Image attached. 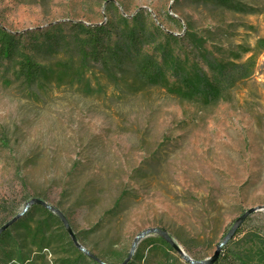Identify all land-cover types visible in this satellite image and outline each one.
Returning a JSON list of instances; mask_svg holds the SVG:
<instances>
[{
  "label": "rangeland",
  "instance_id": "rangeland-1",
  "mask_svg": "<svg viewBox=\"0 0 264 264\" xmlns=\"http://www.w3.org/2000/svg\"><path fill=\"white\" fill-rule=\"evenodd\" d=\"M233 1L255 13L206 0H0V27L24 37L30 32L43 43L61 23L58 30L70 36L65 24L102 25L124 17L130 27L141 15L146 36L153 24L176 36L189 26L205 41L208 62L223 58L214 45L225 52H236L237 45L252 50L239 62H221L224 89L217 101L196 77L214 74L201 56L191 57L193 71L184 64L175 73L168 67L163 83L136 81L135 88L124 71L129 66L82 65L60 50L36 61L64 76L76 71L72 85L69 79L7 85L11 70L0 65V227L38 199L62 213L76 241L106 264L122 263L134 238L155 228L186 256L203 260L237 217L263 207L264 0ZM157 43L143 45L140 58H159ZM186 74L200 89L195 95L183 83ZM52 215V231L71 238ZM263 217L264 210L251 214L220 254L234 259L248 251L264 264L261 244L241 241L249 232L264 236ZM5 244L0 264H11ZM136 245L130 264H189L158 234ZM218 264L228 263L222 258Z\"/></svg>",
  "mask_w": 264,
  "mask_h": 264
},
{
  "label": "trees",
  "instance_id": "trees-1",
  "mask_svg": "<svg viewBox=\"0 0 264 264\" xmlns=\"http://www.w3.org/2000/svg\"><path fill=\"white\" fill-rule=\"evenodd\" d=\"M206 1L219 7H228L229 10L237 13H255L252 10L248 11L246 8H242L240 3L233 0ZM140 16L137 15L131 19L133 24L130 27L125 26L128 20L124 17H120L118 22L107 21L102 25H83L79 22L65 24L71 30L70 36L64 35L61 30H58L59 26L62 25L61 23L54 27L57 30L56 35L45 33L47 35H45L44 43L38 42L37 37L30 32H27L28 35L24 37L25 33L14 34L0 27V65H4L6 71L11 70L12 73L10 79L6 78L4 80L5 84L11 85L16 81L22 87L30 88L33 86L38 87L42 85V82L54 80L59 83L69 79L70 85H72L75 78H77L76 71L71 76H64L59 71L56 73L53 67L46 69L44 65L36 61V57L42 54L55 55L58 50L71 54V58H76L82 65L91 63L92 65L102 66L111 63L118 64V66H129L131 70L124 71L132 76L133 82L135 81V84L129 86L130 88H135L136 81L140 84L138 86H146L150 80L154 79L163 83V77H166L165 72L168 67L175 73L184 64L186 70L193 71V68H196L194 64L196 62L191 61V57H194L195 60L197 56H201L214 74L208 80L205 79L203 74L195 75L196 77L199 76L200 80L198 82H202L210 100L217 101L223 95L224 89L223 82L220 81V70L224 67L221 62L226 61V58H231L229 60L232 63L239 62L242 60L243 53H251L252 51H242V45H237L236 52H233L232 49L225 52L222 48L214 45L213 49L223 58L220 63H216L214 57H212L213 62H208L207 56H205L207 52L203 47L205 41L200 36L192 34L189 26L185 27L181 36H176L153 24V34L146 36L138 23ZM118 24L124 26L121 28L116 27ZM155 38L159 42L155 51L160 52V57H152L151 59L144 56L140 58L142 46L149 44L150 41L153 42ZM256 47L259 48V45ZM251 57L247 58L249 59L247 61H250ZM120 69L122 68L119 67L118 71ZM183 81L186 87L189 88L188 92L194 95L200 92L199 88L195 89L192 86L191 79L188 78L187 74L183 75ZM51 218L54 217L48 209L34 204L21 219L1 232L0 243H6L4 246H8L7 248L10 249V253L6 258L8 257L12 261L11 264H99L77 249L71 238L66 237L64 233H54L50 228ZM241 232L242 229H239L235 235ZM261 232L264 235L263 223ZM241 241L244 242L245 246L249 241L259 242L264 248V236L258 237L255 232L247 233ZM228 246H225L223 251L228 250ZM48 254L53 256L52 260L47 259ZM220 255L214 264H218V261L222 258L226 259L228 264H235L232 260H235L236 264H261V262H255L254 260L257 257L252 256L248 251L235 254L234 259H229L226 255ZM263 256L261 255L262 258H264Z\"/></svg>",
  "mask_w": 264,
  "mask_h": 264
},
{
  "label": "water",
  "instance_id": "water-1",
  "mask_svg": "<svg viewBox=\"0 0 264 264\" xmlns=\"http://www.w3.org/2000/svg\"><path fill=\"white\" fill-rule=\"evenodd\" d=\"M40 205L45 209H48L50 212H52L53 214H55L61 224L64 226L66 232H68V234L71 237V240L73 242V245L79 249L81 252L84 253V255H86L89 259L98 262L99 264H106L105 262L100 261L95 255L91 254L85 247H83L82 245H80L79 242L76 241L75 236L73 235V233L70 230L69 224L65 218V216H63L62 213H60L57 209H55L54 207H52L51 205H49L46 202H43L41 200L38 199H31L23 208L22 212L19 213L18 215L15 216V218L9 222H7L6 224L2 225L0 227V234L1 232H3L5 229H7L9 226H11L13 223H15V220L21 216L23 213H25L31 205ZM264 210V206L263 207H251L248 208V210H246L243 214H241L239 217H237L233 223L232 228L227 231V233L221 238V240L218 242V245L216 246L215 252L213 253V255L209 258H205L203 260H196V259H192L189 256H186V254L183 252V250L172 240V238H170V236L160 230V229H146L144 231H141L140 234H138L133 242H132V247L129 251V253L126 255L125 259L123 260L122 263L120 264H128L132 258V255L135 251L136 248V244L140 241V239L151 235V234H158L159 236H161L164 241L169 244L170 246L173 247V249L178 253V255L181 257V259H183L186 263L188 262L189 264H214L217 260H218V256L220 255L221 249L227 245L229 243V241L233 238V236L236 234L237 230L239 229L240 225L247 220V218L258 211H262Z\"/></svg>",
  "mask_w": 264,
  "mask_h": 264
}]
</instances>
